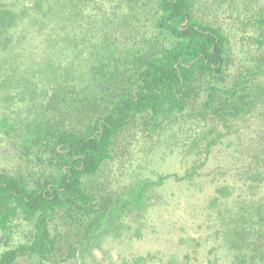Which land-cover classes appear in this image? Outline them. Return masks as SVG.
Here are the masks:
<instances>
[{"label": "trees", "instance_id": "16d2710c", "mask_svg": "<svg viewBox=\"0 0 264 264\" xmlns=\"http://www.w3.org/2000/svg\"><path fill=\"white\" fill-rule=\"evenodd\" d=\"M233 1L239 8L229 15L239 30L238 48L199 0H77V38L68 27L56 28L63 39L76 38L77 46L40 40L31 48L35 65L28 68L42 59L40 74L63 63L62 73L78 66L60 59V45L76 59L90 44V57L83 84L69 74L52 81L41 101L46 121L17 126L0 119V131L16 130L0 159V230L18 218L32 226L29 241L2 251L0 264H16L24 255L54 263L77 257L75 244L64 247L61 224L67 236L85 227L79 242L91 245L112 219L143 210L150 187L172 175L139 181L116 197H99L89 179L130 152L133 141L155 143L171 125L187 135L180 143L197 163L182 179L197 174L226 137L251 130L245 158L224 171L242 185L216 186L206 226L216 237L213 251L225 249L224 264H264V0ZM14 19L0 8V33ZM186 257L190 263L191 253Z\"/></svg>", "mask_w": 264, "mask_h": 264}, {"label": "rangeland", "instance_id": "374dc122", "mask_svg": "<svg viewBox=\"0 0 264 264\" xmlns=\"http://www.w3.org/2000/svg\"><path fill=\"white\" fill-rule=\"evenodd\" d=\"M39 2L42 6H37ZM76 2L0 0V8H8L15 15V19L0 33V119L15 122L17 126L26 120L46 121L41 101L46 91L50 90L52 81L61 78L64 80L60 82L71 79L83 84V68L90 57V44L85 45V52L76 59L72 50L65 51L60 45L57 51L61 60L65 63L78 62V66H72L68 73L60 71L65 66L63 63L59 69L56 66L54 73L47 68L43 71L46 74H40L37 70L42 69V59L36 62V68H28V64L35 65V61L31 62L28 57L32 53L31 48L35 49L40 40H70L58 34V25L68 27V33L77 38L76 20L79 14L75 13L80 11L81 6ZM199 3L209 6L207 13L225 27L233 48L241 47L239 30L229 15L239 6L233 0H199ZM50 10L52 13L47 14ZM47 28L51 29V35L41 37V32ZM76 38L70 40L69 44L77 46ZM15 131H0L1 160L2 153L11 147L16 137ZM251 133V130L245 129L241 131V136L235 133L226 137V141L214 147L210 159H202L204 163L197 174L183 179L182 176L196 161L194 153H184L180 140L187 135L180 134L177 126L167 128L155 143L144 139L133 141L130 152L105 164L101 173L89 179V187L96 189L99 197L115 196L127 192L139 181L172 175L162 184L150 187L147 197L149 205L143 210H126L118 218L112 219L103 231H99V240L96 237L91 239V245L79 242L81 236L86 234L85 227L67 236V227L61 224L59 230L66 238L64 247L68 250L71 244H75L78 247L77 257L54 263L36 255H24L16 264H120L134 261L140 255L148 257L141 264H224L225 249L213 251L217 244L216 237L206 226L209 199L216 186L224 181L242 185V182L235 181V176L229 172L224 174V171L245 158ZM246 189L242 186L240 190ZM31 233L32 226L28 221L22 218L14 220L6 231L0 230V254L5 249L29 241ZM187 253H191L190 263H187ZM216 257L219 259L216 260Z\"/></svg>", "mask_w": 264, "mask_h": 264}]
</instances>
